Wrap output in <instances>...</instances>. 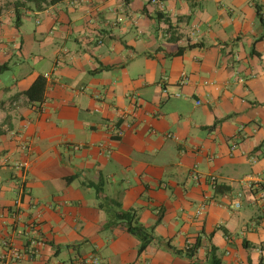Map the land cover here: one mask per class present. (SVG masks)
<instances>
[{
    "label": "crops",
    "instance_id": "crops-1",
    "mask_svg": "<svg viewBox=\"0 0 264 264\" xmlns=\"http://www.w3.org/2000/svg\"><path fill=\"white\" fill-rule=\"evenodd\" d=\"M8 1L0 255L34 252L7 264H264V0Z\"/></svg>",
    "mask_w": 264,
    "mask_h": 264
},
{
    "label": "trees",
    "instance_id": "trees-1",
    "mask_svg": "<svg viewBox=\"0 0 264 264\" xmlns=\"http://www.w3.org/2000/svg\"><path fill=\"white\" fill-rule=\"evenodd\" d=\"M27 1H36V0H27ZM42 1H46V0H42ZM57 1H61V0H50V2H57ZM150 1V0H149ZM14 5H16L17 7L19 5H22V1L21 0H16L13 2ZM12 4V5H13ZM24 5V4H23ZM1 11V9H0ZM18 11V9H17ZM20 14L19 11L17 13V23H19V19H20ZM2 65L0 64V67ZM44 84V80L37 79L34 83V85L36 84ZM33 88V86H32ZM33 90H28V95L32 98V99H37V97H35L33 95ZM98 185V184H96ZM111 204H113V207L116 209L115 213L111 216H109V220H108V225H114L116 223H122L126 226L127 230L129 233H131L132 235L136 236L139 240H140V246L138 248V252L139 254H141L146 248L147 246L154 240L155 237V233H154V227L155 226H151L148 227L146 226L141 220H140V215L138 213V210L135 208H131V209H124L122 207V203L120 200L115 199V198H108L107 199ZM105 201V200H104ZM104 201H102L100 203V206H103ZM159 220H161V218L159 217ZM201 244L200 238H198L196 240L195 243H193L189 248L187 249H179L176 248L175 246H170L172 247V249L174 250V252L176 254H181V255H186L190 258H193L196 254V252L198 251V248ZM247 245V243H246ZM192 264H198L196 262V260L192 259ZM208 264H223L221 258L216 254V250L215 248H213V251L211 250L210 252V261ZM261 264H263V261H261Z\"/></svg>",
    "mask_w": 264,
    "mask_h": 264
},
{
    "label": "built area",
    "instance_id": "built-area-1",
    "mask_svg": "<svg viewBox=\"0 0 264 264\" xmlns=\"http://www.w3.org/2000/svg\"><path fill=\"white\" fill-rule=\"evenodd\" d=\"M150 2L153 3H159L162 2V0H150ZM199 102V101H198ZM121 131H119L120 133ZM76 147H81L80 145H77ZM23 165L26 166L27 162H23ZM196 177H198V175H196ZM245 182L247 183V186L249 187V189L251 191H254L256 197L255 200L257 201H262L264 202V179H260V178H252L249 177L248 179H246ZM243 196V192H237L236 197L234 198V200L231 202V206L235 207V208H240L242 206V201L241 198ZM204 209V205H201L200 209L198 210L199 213H201ZM43 242L40 240H36V239H32L31 240V244H33L34 246H37L39 244H42ZM7 251L5 254L0 255V264H7V262L9 261H19L21 260L27 253H33V249L34 247H32L30 250L27 251H23L21 249H19L18 247H16L15 245H13L12 243H8L7 244ZM98 259L97 257H94L91 259V262L93 264H98Z\"/></svg>",
    "mask_w": 264,
    "mask_h": 264
},
{
    "label": "rangeland",
    "instance_id": "rangeland-1",
    "mask_svg": "<svg viewBox=\"0 0 264 264\" xmlns=\"http://www.w3.org/2000/svg\"><path fill=\"white\" fill-rule=\"evenodd\" d=\"M4 1H6V2L2 3L0 9H1V11H9V8H6V7H8V3H7L8 0H4Z\"/></svg>",
    "mask_w": 264,
    "mask_h": 264
}]
</instances>
